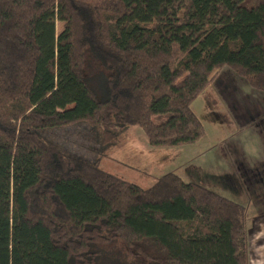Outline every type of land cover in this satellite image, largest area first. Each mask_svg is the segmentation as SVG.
<instances>
[{"label":"trees","instance_id":"1","mask_svg":"<svg viewBox=\"0 0 264 264\" xmlns=\"http://www.w3.org/2000/svg\"><path fill=\"white\" fill-rule=\"evenodd\" d=\"M225 67L264 92V0H0V264H98L109 245L131 264H248L245 205L175 172L143 187L64 140L89 124L102 148L134 126L196 143L192 103Z\"/></svg>","mask_w":264,"mask_h":264},{"label":"rangeland","instance_id":"2","mask_svg":"<svg viewBox=\"0 0 264 264\" xmlns=\"http://www.w3.org/2000/svg\"><path fill=\"white\" fill-rule=\"evenodd\" d=\"M62 28L63 24L58 21L56 42L60 38ZM89 66L90 70L92 67L97 71H105L97 61L91 62ZM224 69L233 73L239 81L225 77ZM224 69L223 72L221 71V76L192 103L193 111L200 117L207 131L198 142L170 147L152 146L144 130L134 126L120 136L116 146L111 149L102 148L94 126L80 124L63 129L70 133L67 140L64 139L68 149L82 158L96 162L103 170L119 174L143 187H149L157 178L175 172L187 182H195L212 190L221 191L218 186L225 184V176L218 173L220 167L214 152V145L217 142L218 145L223 146L221 153L229 160L242 164L245 177L255 174V181L263 185L264 166L262 162L248 156L243 142V138L247 137L246 133H242L241 128H251L252 138L256 139L257 143L260 137L264 136V120H262L264 92L253 88L246 78L231 68ZM99 81L94 85V89L97 96L102 98L104 82ZM224 99L226 101H223ZM219 124L225 128V131L217 130ZM206 147L208 151L203 152ZM230 148L234 149L232 153L229 152ZM240 184L246 191V185L249 184L246 178L240 181ZM237 196L243 197L242 202L246 203L244 194ZM250 222L249 218L248 249L252 253L255 248L264 249V241L263 237L258 240L251 236L253 227ZM117 247L124 250L120 245ZM104 251L105 254L99 259L98 264H131L126 251L122 254L114 245L106 246Z\"/></svg>","mask_w":264,"mask_h":264},{"label":"crops","instance_id":"3","mask_svg":"<svg viewBox=\"0 0 264 264\" xmlns=\"http://www.w3.org/2000/svg\"><path fill=\"white\" fill-rule=\"evenodd\" d=\"M221 71L218 74L217 78L221 76L223 72ZM224 72H225L224 74L225 77L234 78V80L239 81V79L235 75H233V73H230V71H228L227 69H224ZM217 78L215 79V81L217 80ZM223 101L226 100L224 99ZM227 104L228 106L230 105L229 102ZM262 120H264V112H263ZM217 130L223 132L225 131V128L219 124L217 125ZM241 130L242 133H246L247 138H243V142L248 156L250 158H255L256 160L262 162L264 166V136H261L260 140L257 143V140L256 139L253 140L252 138L253 136L251 133L252 132L251 128L242 127ZM206 132L207 131L205 129V135ZM222 147L223 146H220L218 145L217 142H215L214 152H215L216 161L218 163V166L220 167L218 173L223 177L225 176L224 177L225 184L218 186V189H221V191L217 190L216 192H219L220 194L228 197L229 199L246 206L247 226L249 224V218H250L251 220L250 225L253 227L252 231L250 232L251 236L256 237L258 240L262 239L263 237V241H264V184L259 185L257 181H255V174H251L248 177H245V172L242 170V164L236 161L229 160L226 155L221 153L223 152ZM206 151H208L207 147L203 152ZM233 151H234L233 148L229 149L230 153H232ZM244 178H246V180L249 183L248 186L245 184L246 191H244L240 186L241 185L240 181L242 182ZM247 190L249 192H247ZM239 194L245 195L246 203L242 202L243 197L239 198L237 196ZM247 242H248V230H247ZM248 264H264V249L255 248L252 253H250L248 249Z\"/></svg>","mask_w":264,"mask_h":264}]
</instances>
